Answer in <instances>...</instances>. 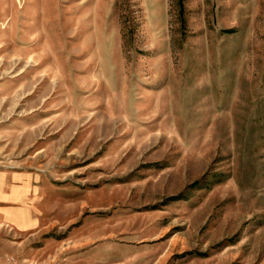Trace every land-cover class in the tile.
I'll use <instances>...</instances> for the list:
<instances>
[{"label": "rangeland", "instance_id": "rangeland-1", "mask_svg": "<svg viewBox=\"0 0 264 264\" xmlns=\"http://www.w3.org/2000/svg\"><path fill=\"white\" fill-rule=\"evenodd\" d=\"M0 264H264V0H0Z\"/></svg>", "mask_w": 264, "mask_h": 264}]
</instances>
